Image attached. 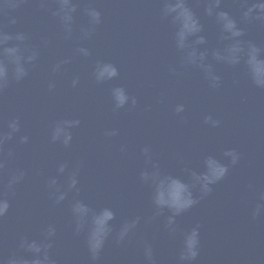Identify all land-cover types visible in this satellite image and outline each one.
Segmentation results:
<instances>
[{"label":"water","instance_id":"95a60500","mask_svg":"<svg viewBox=\"0 0 264 264\" xmlns=\"http://www.w3.org/2000/svg\"><path fill=\"white\" fill-rule=\"evenodd\" d=\"M189 2L208 41L200 47H224L219 26L203 14L202 0ZM79 5L67 37L52 14L55 0H24L0 11V27L25 33V43L39 53L26 66V77L19 82L10 78L0 91V131H8L11 119L20 124L0 146V197L10 205L0 218V255L23 254L20 238L41 239L51 225L56 231L49 256L55 264H178L184 233L199 225L194 264H264V211L252 215L257 204H264V88L252 83L243 62L230 66L209 55L207 62L220 77L216 87L203 70L185 65L175 48L174 26L161 16V0H79ZM86 5L101 13L99 24L89 25ZM223 10L240 13L234 0H223ZM13 17L16 23L9 24ZM82 28L91 29L87 37ZM244 39L264 46V25L248 24ZM81 47L88 56L77 51ZM108 65L117 68L118 76L97 82L94 70L103 78ZM258 76L264 78V67ZM117 88L136 104L115 108ZM179 105L182 113L175 112ZM206 117L220 123L212 127L204 123ZM64 120L79 121L67 129L72 136L67 147L50 139L55 124ZM21 136L28 141L20 143ZM145 147L161 174L185 181L189 170H202L206 156L227 163L222 154L234 149L240 158L209 194L194 190L198 202L175 218L171 232L165 226L171 212L155 207L154 186L139 178L142 170H152L141 151ZM65 162V172L57 174ZM73 170L79 191L55 203L48 179L55 176L63 191ZM20 172L22 179L9 189L8 180ZM75 200L92 212L110 208L116 215L95 262L87 227L75 230L70 207ZM137 217L135 229L117 243L120 225ZM145 246L152 250L151 262Z\"/></svg>","mask_w":264,"mask_h":264},{"label":"clouds","instance_id":"9594fccd","mask_svg":"<svg viewBox=\"0 0 264 264\" xmlns=\"http://www.w3.org/2000/svg\"><path fill=\"white\" fill-rule=\"evenodd\" d=\"M24 0H0V11L9 8H16ZM235 5L240 9L239 16L232 15L229 11L223 10V0H202L204 16L211 18L220 29L219 39L227 43L222 48H212L209 51L206 46L208 41L204 32V25L201 18L193 11V5L189 0H161V16L168 18L174 26V43L175 48L182 54V60L185 65L195 66L203 70L206 78L209 79L211 86L216 87L219 84L220 77L213 72V65L208 63V57L216 62H223L230 66H235L243 62L252 73V83L264 88V78L258 76V70L264 67V46L259 45L251 40H246V26L256 22L264 25V0H234ZM56 10L53 16L59 18L66 37L71 35L74 14L77 12L79 0H55ZM201 6L200 4L196 5ZM83 14L88 18L90 26L97 25L101 22V13L93 6L86 5L83 8ZM9 24H15V17L8 21ZM90 28H82L81 32L84 37L90 33ZM28 37L23 32L9 33L0 27V91L7 86L9 79L19 82L28 75L26 66L31 65L38 58V51L29 47L25 42ZM77 51L83 56H88L89 51L86 48H78ZM67 63V61H64ZM60 67L55 65L53 71ZM106 76H94L97 82L102 80H111L118 76V70L114 65L107 66ZM77 79H73L72 85L77 84ZM53 85L50 83L49 88ZM116 99L115 108L119 109L131 101L132 105L136 104L134 97H130L123 88L113 90ZM184 106L176 107V113H182ZM78 120H64L53 127L51 131V141L61 142L67 147L72 139L68 128L78 124ZM205 124L212 127L218 126V120L212 117H206ZM7 132L0 131V146L6 140H10L14 133L20 129L17 119H11L7 123ZM115 132L108 135H115ZM27 136L20 137V143H26ZM145 164H151V171L142 170L139 178L143 182H150L154 186L153 204L158 210L167 209L171 215L167 217L165 225L169 231H175V218L194 206L198 200L194 197V190H198L201 196H206L212 191L211 186L222 180L229 171L230 165H235L239 160V153L234 149L223 152V157L227 163L212 155L206 156L203 160L202 170L197 172L189 170L187 180H181L176 177L166 176L158 171V166L152 162L150 149L143 148ZM68 167L67 163H60L57 167V174H63ZM3 168V162L0 161V169ZM77 171H71L66 180V188L61 191L57 187V178L50 177L47 181L48 188L52 189V195L55 203L59 204L65 200L68 192L79 191L77 184ZM23 177V172L14 174L8 180L9 189L18 183ZM260 200L264 201V193L261 194ZM9 201L0 197V218H3L9 210ZM71 212L76 218L75 230L79 233L87 227V247L91 259L95 262L103 247L104 240L113 232L116 219L115 213L110 208H103L97 212H92L87 205L80 200H75L71 204ZM264 211V204H257L253 211V218ZM139 217L131 221H125L120 225L116 241H123L129 232L135 229ZM199 225L183 235L182 247L178 256V264H194L199 254ZM55 228L49 225L43 232L41 239H28L21 237L18 248L22 250L21 255L13 254L8 257L0 255V264H55L49 256V249L52 247L51 240L55 235ZM144 254L146 259L152 261V250L150 246H145Z\"/></svg>","mask_w":264,"mask_h":264}]
</instances>
